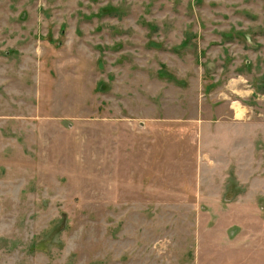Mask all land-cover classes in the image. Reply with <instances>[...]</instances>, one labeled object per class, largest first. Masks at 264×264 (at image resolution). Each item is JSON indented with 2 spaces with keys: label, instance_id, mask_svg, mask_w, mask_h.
<instances>
[{
  "label": "rangeland",
  "instance_id": "374dc122",
  "mask_svg": "<svg viewBox=\"0 0 264 264\" xmlns=\"http://www.w3.org/2000/svg\"><path fill=\"white\" fill-rule=\"evenodd\" d=\"M0 264H264V0H0Z\"/></svg>",
  "mask_w": 264,
  "mask_h": 264
}]
</instances>
